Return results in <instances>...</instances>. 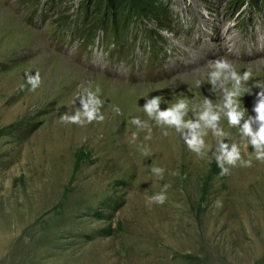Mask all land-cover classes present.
Wrapping results in <instances>:
<instances>
[{
  "label": "rangeland",
  "instance_id": "1",
  "mask_svg": "<svg viewBox=\"0 0 264 264\" xmlns=\"http://www.w3.org/2000/svg\"><path fill=\"white\" fill-rule=\"evenodd\" d=\"M258 1L264 4L158 0L152 19L140 17L106 38L111 24L98 26L104 1L0 0V264L10 256L14 264H264V163L239 127L221 114L223 135L208 131L197 155L185 142L190 128L157 125L142 109L145 98L159 95L161 111L188 102L184 123H196L204 99L219 110L221 81L212 90L207 74L209 61L223 58L236 72L252 73L235 100L244 119L254 115L255 84H264L262 52L230 58L216 27L217 51L205 56L203 45L195 48L180 34L174 15L186 6L218 26L222 18L244 20L246 6L258 11ZM96 41L108 53L102 47L100 57L84 58L83 48ZM142 51L151 52L144 66L105 70L113 57L133 55L132 64ZM148 66L164 73L147 78ZM36 71L41 85L33 91L24 74ZM84 88L99 89L103 122L62 123V114L80 109L76 97ZM219 141L228 151L237 145L252 167L230 164ZM153 168L164 169L163 178ZM165 185L167 201L147 206Z\"/></svg>",
  "mask_w": 264,
  "mask_h": 264
},
{
  "label": "clouds",
  "instance_id": "2",
  "mask_svg": "<svg viewBox=\"0 0 264 264\" xmlns=\"http://www.w3.org/2000/svg\"><path fill=\"white\" fill-rule=\"evenodd\" d=\"M232 23V21L229 22L230 25ZM209 64L211 65V70L207 75L212 90H216L217 81H221L220 90L223 91V105L219 110L214 109L210 100L204 99L205 106H203L198 112L196 123H184L182 117L187 110L188 102L184 99H180L171 107L165 108V110L161 111L159 106L164 102V98L157 95L153 96L151 99L145 98V104L142 108L144 113L149 119H154L157 125L175 127L176 130L190 128L192 130L191 139H188L185 142L188 148L197 155L200 153L201 148L204 147V136L207 135L208 131H211L214 135H223L219 129V121L221 120V114H223V116L227 118L230 127H239L242 138L253 148L252 155L255 160L264 163V84L259 81L256 82L255 88L259 89V92L256 93L254 106L252 108L254 115H248L247 119H244V114L238 110L239 105L237 104L235 97L239 95L241 85L251 79L252 73L247 70L243 73L236 72L231 63L223 58L210 60ZM24 77L26 84L30 85L31 90L34 91L40 87L41 76L39 71H36L35 75L26 72ZM229 83L232 84L231 90H228L226 87ZM98 91L99 89L92 91L90 88H84L76 97V99L79 100L81 106L80 109L71 116L67 113L62 114L60 116L61 122L81 127L91 124L93 121L103 122L104 115L100 111L102 101L97 95ZM246 91L248 94H251L250 89H246ZM113 110L117 114L120 112L118 107H114ZM242 119L244 120V123L240 126V121ZM253 123L258 125L255 132H253L251 127ZM131 124L140 126L141 120L139 117H133ZM164 135H168V133L165 132ZM218 144L220 146L219 150L230 164L235 165L236 161H240V166L252 167V158L250 157L247 160L242 159L237 145L233 144L231 151H228V146L226 144L221 141H219ZM217 159H219V157ZM152 172L155 173L156 176L163 178L162 174L164 169L153 168ZM226 174H228V171L226 169H221L220 175L223 176ZM168 187L169 185H165L164 191L148 197L146 205L149 207L152 204L163 205L167 201L166 189Z\"/></svg>",
  "mask_w": 264,
  "mask_h": 264
},
{
  "label": "trees",
  "instance_id": "3",
  "mask_svg": "<svg viewBox=\"0 0 264 264\" xmlns=\"http://www.w3.org/2000/svg\"><path fill=\"white\" fill-rule=\"evenodd\" d=\"M104 1L107 8L105 9L106 13H103L99 25L103 27L104 25L111 24V30L107 34V38L111 35L118 33L117 30H120L121 33L124 31L127 23L137 20L140 21V17L150 18V16L155 14L154 11L156 7L159 6L158 0H100ZM128 4L126 9L123 12L118 13L117 6L122 4ZM85 4V3H84ZM161 8V7H160ZM84 10V9H83ZM85 11V10H84ZM83 11V12H84ZM158 13V12H157ZM159 16H163L162 12H159ZM150 37V36H149Z\"/></svg>",
  "mask_w": 264,
  "mask_h": 264
},
{
  "label": "bare ground",
  "instance_id": "4",
  "mask_svg": "<svg viewBox=\"0 0 264 264\" xmlns=\"http://www.w3.org/2000/svg\"><path fill=\"white\" fill-rule=\"evenodd\" d=\"M208 22H210L209 20H207ZM211 38H213V37H211ZM9 221V220H8ZM6 224V223H5ZM4 224V225H5ZM3 225V224H2ZM10 225V224H9ZM9 225H8V227H9ZM5 228V227H4ZM11 230V229H10ZM2 232V231H1ZM10 232V231H9ZM5 233V232H4ZM35 234V233H34ZM11 235V234H10ZM23 235V234H22ZM13 237V236H12ZM5 238V237H4ZM12 240V239H11ZM1 241V240H0ZM3 241V240H2ZM7 241V240H6ZM18 241V240H17ZM28 241V240H27ZM20 242V241H19ZM18 243V242H17ZM29 244V243H28ZM29 247V246H28ZM25 248V247H24ZM26 250V249H25ZM29 250V249H28ZM31 253V252H30ZM38 253V252H37ZM23 254V253H22ZM36 254V253H35ZM24 256V255H23ZM13 256H10L9 258H7V260H3V262L2 263H4V264H14V263H12V261H13ZM29 258V257H28ZM8 261V262H7ZM18 264H25V263H23V262H21V263H18Z\"/></svg>",
  "mask_w": 264,
  "mask_h": 264
}]
</instances>
